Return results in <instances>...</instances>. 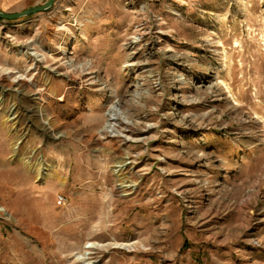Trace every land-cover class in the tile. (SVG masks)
Instances as JSON below:
<instances>
[{
    "label": "rangeland",
    "instance_id": "obj_1",
    "mask_svg": "<svg viewBox=\"0 0 264 264\" xmlns=\"http://www.w3.org/2000/svg\"><path fill=\"white\" fill-rule=\"evenodd\" d=\"M113 103L147 140L98 134ZM89 243L112 244L99 264H264V0H57L0 20V264H76Z\"/></svg>",
    "mask_w": 264,
    "mask_h": 264
},
{
    "label": "bare ground",
    "instance_id": "obj_2",
    "mask_svg": "<svg viewBox=\"0 0 264 264\" xmlns=\"http://www.w3.org/2000/svg\"><path fill=\"white\" fill-rule=\"evenodd\" d=\"M133 41L132 43L137 46L140 42V37L138 36H133L132 37ZM65 53V52H63ZM33 55H35L37 58H39V61L44 60V55H39L34 52H32ZM130 62V61H129ZM128 63V62H127ZM134 63H128L126 66H133ZM66 68L69 71H75V70H80L81 73L90 67L89 63H86V68L85 66H73L71 63H65ZM25 76H16L15 81L23 79ZM135 97H140L139 93L135 94ZM38 118L43 122V127L49 130H53L55 127L53 121L48 118L42 110L38 111ZM94 124L91 125V127L95 128L97 124H100L102 121V118H94L93 119ZM132 126H136V123L128 118L126 116V113L124 110L121 109V106L117 103L111 104L105 116L103 117L102 121V126L98 130V134L104 138V137H111V138H119L121 141L124 143H139V142H144L145 137H134L131 135L129 132L132 128ZM150 126H148L149 128ZM54 137H59L62 136V132H58L54 130L53 133ZM17 148V143L13 146V149ZM128 156V154H127ZM129 162L119 159L116 161L113 169V174L114 177L117 179L119 182V188L122 189H130L134 190L135 187H137V183L135 181H132L130 179H127L125 176L122 175L123 170L127 167ZM135 243H131L129 245H123L124 247H129V246H134ZM112 244H96V243H89L85 246L84 249L79 250L75 255H74V263L76 264H99L101 261L102 257L101 254L106 253L109 251V248L112 247ZM91 255H94V259L92 260ZM111 262V261H110Z\"/></svg>",
    "mask_w": 264,
    "mask_h": 264
},
{
    "label": "water",
    "instance_id": "obj_3",
    "mask_svg": "<svg viewBox=\"0 0 264 264\" xmlns=\"http://www.w3.org/2000/svg\"><path fill=\"white\" fill-rule=\"evenodd\" d=\"M56 1L57 0H48L45 5L40 6V7L29 8L22 13H17V14L0 13V20L12 21V20L19 19L21 17L30 16V15H33L35 13L47 11L48 9H50L54 5V3Z\"/></svg>",
    "mask_w": 264,
    "mask_h": 264
}]
</instances>
